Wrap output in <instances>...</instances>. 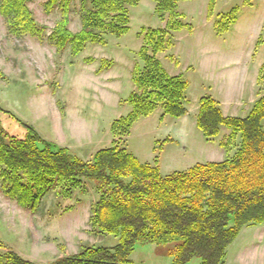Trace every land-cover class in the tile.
<instances>
[{"label":"trees","instance_id":"obj_1","mask_svg":"<svg viewBox=\"0 0 264 264\" xmlns=\"http://www.w3.org/2000/svg\"><path fill=\"white\" fill-rule=\"evenodd\" d=\"M31 0H0V15L10 35L42 39L44 29L35 22ZM162 29H142V44L131 72L133 90L124 101L130 111L112 122L111 144L84 162L65 148L40 138L23 123L22 137L8 134L0 120V190L19 207L34 212L49 194L71 200L84 195L87 183L96 200L89 225L93 234L111 236L113 247L83 246L74 255H64L49 264H133L138 245H153L171 259V264H224L226 250L239 232L264 222V94L243 118L224 116L210 97L199 100L195 126L205 141L228 134L220 147L226 157L220 162L197 164L186 172L162 176L158 165L141 164L122 144L132 125L157 109L162 118H183L186 113L187 82L171 76L156 58L171 44L172 33L184 24L177 11L179 2L150 0ZM75 0H45L44 12L59 18L47 37L57 53L69 49L72 58L87 44L105 45V38H121L129 31V9L139 0H79L80 29L69 30ZM216 0H208L212 10ZM237 8L219 16L216 34L225 33L236 20ZM85 64L94 60L86 58ZM100 60L97 74L113 67ZM264 65L257 81L264 79ZM8 112L0 108L1 114ZM19 122V121H18ZM238 138V139H237ZM233 152L231 153V151ZM0 264H35L21 258L0 242Z\"/></svg>","mask_w":264,"mask_h":264},{"label":"rangeland","instance_id":"obj_2","mask_svg":"<svg viewBox=\"0 0 264 264\" xmlns=\"http://www.w3.org/2000/svg\"><path fill=\"white\" fill-rule=\"evenodd\" d=\"M78 2L75 0L70 14L72 33L80 29ZM44 3L31 0L28 4L35 22L44 29L41 40L10 35L0 15V108L8 112L1 114V124L17 137L25 134L21 123L30 126L41 139L88 162L97 151L110 146L112 122L130 111L124 101L133 90L131 72L142 44L138 34L142 29H162L164 23L150 0H139L129 9L125 36H107L102 46L87 44L72 58L69 49L57 53L47 41L59 14H46ZM234 8L235 23L225 33L216 34L214 23ZM177 11L184 26L171 34V44L156 58L169 75H180L187 82V113L180 119L162 118L157 109L135 122L122 144L141 164L156 163L164 177L226 157L220 144L227 129L222 127L218 137L207 142L195 126L201 98L225 100L233 105L236 117L243 118L251 108L249 102L264 94V79L255 88L251 84L247 95L237 89L226 100V92L221 91L235 73L247 70L253 76L264 65V0H216L212 10L208 0H191L179 2ZM86 58L94 63L85 64ZM100 60L114 65L97 74ZM242 99L243 107L237 109ZM95 200L93 186L87 183L84 195L75 193L71 200H61L49 193L31 212L0 190V242L35 264L77 254L85 245L113 247L116 239L91 232L89 219ZM130 258L133 264H171L170 258L148 244L138 245ZM224 264H264V222L239 232L226 250Z\"/></svg>","mask_w":264,"mask_h":264},{"label":"crops","instance_id":"obj_3","mask_svg":"<svg viewBox=\"0 0 264 264\" xmlns=\"http://www.w3.org/2000/svg\"><path fill=\"white\" fill-rule=\"evenodd\" d=\"M261 67V66H260ZM259 67V69H260ZM259 69L255 70L254 75L252 76V74L249 73V71L245 70L242 74L241 72L235 73L236 76H233L231 78H228V80L226 81V84L221 88V91H223V93L226 92V96H224L226 98V100L231 96L230 94H237L236 91L238 89V93H242L248 90V88H252V86H254V88L256 87L257 84V78H258V74H259ZM252 84V86H251ZM260 89V88H259ZM235 91V93H234ZM257 93V92H256ZM261 94V93H260ZM259 94V96H260ZM247 95V93H246ZM254 97L250 102H249V106H252V104L257 100V98L259 97ZM223 97V95H222ZM248 97V96H246ZM244 98V95H243ZM221 101V98H220ZM219 106L221 108V112L224 116H228V117H236L237 113L232 112V108L233 105L231 103H227L225 100L218 102ZM243 107V99L242 101H239V106L237 107V109ZM248 107V106H247ZM250 107L247 111V113L249 112Z\"/></svg>","mask_w":264,"mask_h":264}]
</instances>
